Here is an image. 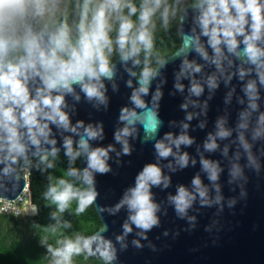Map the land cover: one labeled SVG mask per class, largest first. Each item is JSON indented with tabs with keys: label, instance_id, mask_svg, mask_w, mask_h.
Here are the masks:
<instances>
[{
	"label": "clouds",
	"instance_id": "1",
	"mask_svg": "<svg viewBox=\"0 0 264 264\" xmlns=\"http://www.w3.org/2000/svg\"><path fill=\"white\" fill-rule=\"evenodd\" d=\"M188 5L189 0H0V180L14 178L23 169L27 188L32 170L43 174L55 169L63 149L68 160L67 170L55 182L49 175L50 184L45 193V199L56 205L51 218L57 223L48 229L53 234L60 227H72L70 222L60 220V214L69 210L73 202L77 216L96 206L99 192L95 177L112 170L110 153L115 152L117 157L131 155L129 138L136 132V124L142 123L138 110L152 113L154 133L161 126L158 111L154 109H158L163 97L166 79L161 78V69L167 67L168 58L156 48L157 24L164 31L170 30L173 21ZM190 6L195 27L188 35L186 48L180 49L181 64L175 73L174 88L183 93L186 86L182 80L189 81V96L181 105L187 111L190 104L198 106V101L191 97H200L205 84L209 90H215L221 78L226 85L235 76L241 81L248 78L243 90L249 106L240 113L238 147L229 171L230 183L246 182L245 167L257 173L261 169L253 146L255 141L264 139V112L258 104L259 89L264 86V0H190ZM205 37L207 40L203 39ZM191 52L206 64L214 65L215 72L206 79L198 77L205 65L188 59ZM117 58L130 77L126 86L132 89L131 107L120 110L119 122L123 127L114 133L115 142L121 145L120 151L114 144L93 147L92 141L105 139L103 123L86 124L82 120L73 123L71 113L66 110V97L71 95L78 102L80 93L97 109L102 105L107 110L110 98L106 81L112 82L113 91L118 90L114 82ZM236 60L241 63L236 65ZM233 67L236 71H229ZM157 78L161 79L151 93L152 107L149 108L145 98ZM234 91L229 92L228 100ZM239 102L243 104L244 100ZM193 118V113L186 116L187 121ZM224 124L221 119L216 133L222 139L232 134ZM188 128L189 124L182 122L183 130L178 137L169 132L157 140L154 145L157 162L143 167L135 178V185L124 192L118 203L106 209L101 207V212L107 211L110 215L122 209L128 213L115 242L104 235L108 228L102 223L89 235L77 233L74 238L58 239L55 247L45 239L42 242L51 264H74V257L81 255L85 260L97 258L102 264H114L118 262L116 244L120 245V250H126L127 238L134 228L137 238L131 244L143 248L142 241L148 240V233L161 223L158 215L161 206L155 202L152 188L170 185V177L164 174L160 161L171 156L180 169L189 165V154L179 151L181 145L188 147L194 143L187 134ZM249 130L251 141L247 138ZM204 147L215 151L218 148L216 137L209 134ZM227 153L226 147L224 155ZM242 155L246 156V165L240 163ZM81 158L86 165L82 169L75 166ZM200 162L211 185H204L197 175L192 180L193 190L181 185L177 194L168 198L176 215L186 218L193 228L196 217L188 213L197 199L201 206L216 204L221 210L224 201L218 183L223 171L219 162L204 158ZM191 163L194 165L196 161ZM167 167L176 170L171 162ZM241 189V196H245L243 185ZM27 198H30L29 193ZM235 203V199L228 200L229 207ZM34 207L35 213L29 217L37 213ZM168 234L164 232L165 236ZM149 246L154 248L151 242Z\"/></svg>",
	"mask_w": 264,
	"mask_h": 264
},
{
	"label": "water",
	"instance_id": "2",
	"mask_svg": "<svg viewBox=\"0 0 264 264\" xmlns=\"http://www.w3.org/2000/svg\"><path fill=\"white\" fill-rule=\"evenodd\" d=\"M194 27L193 12L189 1L187 10L182 11L177 18V30L181 37V44L173 52L176 53L175 55L171 53L166 56L168 58L167 67L161 69V78L166 79V83L162 87L163 97L158 103V109H154L158 111L161 126L154 133L151 126L152 113L148 110H138L140 112L138 119L142 123L136 124V132L129 138L132 148L131 155L117 157L115 152L110 153L112 158L109 164L112 170L107 174H97L95 177L99 196L94 211L100 224L107 225L108 231L104 235L115 242L116 235L122 232V224L128 213L126 209H122L116 215H110L107 211L101 212V207L106 209L118 203L124 192L135 185V178L143 167L146 164L157 162L154 148L157 140L169 132L178 137L183 130L182 122L189 124L187 134L194 139V143L188 147L181 145L179 150L181 153L189 154V165L180 169L171 156L161 160L160 166L164 174L170 177V185L167 188L163 185L152 188L155 202L161 206L158 213L160 226L154 227L148 233V240L142 241L144 247L140 249L131 244V241L137 238L134 228V232L127 238L128 248L126 250H120V245L116 244L118 262L114 264H264V155H262L264 139L255 141L253 146V152L261 162L259 173L252 168L245 167L246 182L244 180L229 182L231 179L229 171L238 147L237 126L241 122L240 113L249 106L248 97L243 90L248 78L241 81L238 76H235L227 85L221 78L219 87L215 90H209L205 84L204 93L200 97H191L192 100L198 101V106L190 104L187 111L182 109L181 105L189 96V81L182 80L186 86L183 93L177 91L174 88L175 73L180 69L182 55L180 49L186 48L188 35ZM203 39L207 40V37ZM188 59H195L198 63L205 65L204 72L197 74L198 77L203 76L206 79L208 75L215 72V66L206 64L195 52H191ZM115 63L117 71L114 82L118 85V90L113 91L112 82L106 81L107 95L110 98L107 110L102 105L99 109L94 107L93 103L84 98L83 93H80L81 99L78 102L73 96H67L68 108L66 110L71 113L73 123L78 120L86 124L103 123L105 139L92 141L93 147H106L114 144L117 151H120L121 145L115 142L114 133L118 128L123 127V124L119 122L120 110L125 106L131 107L129 97L132 89L126 86L130 77L121 61L117 58ZM235 63L239 65L241 61L236 60ZM135 70L139 71V68ZM229 71H236V68H230ZM161 78L153 81L150 94L145 98L149 103V108L152 107L151 93L155 91ZM134 83H136L135 79ZM233 89L235 91L228 100V94ZM259 91L258 104L260 111L264 112V86L260 87ZM77 92H79L78 88ZM240 99L244 100L243 104L239 102ZM188 113L194 114L191 121L186 120ZM221 119L225 121V129L232 132L229 137L223 139L216 135L219 131L218 122ZM201 124L204 127H200ZM53 128L55 130V126ZM209 134L216 137L218 148L215 151H207L204 147ZM65 135L74 134L65 133ZM57 137H59L58 132ZM247 138L251 141L250 130L247 132ZM226 147L228 153L224 155ZM174 151H176L175 148ZM240 151L243 152L242 149ZM60 154H63V149ZM201 158L219 162L223 169L218 183L221 186L224 201L221 210V206L216 204L201 206L197 199L188 213L189 216L196 217L193 228L186 218L180 219L176 215L175 208L168 198L176 195L181 185L190 191L193 190L192 180L197 175L201 177L204 185H211L207 172L202 169ZM192 160L196 161L194 165L191 163ZM170 162L176 168L175 171L167 167ZM240 163L247 164L246 156L242 155ZM85 166L84 159H79L77 167L82 169ZM24 185L23 169L14 178L0 180V199L16 201L25 191H28L31 200L29 179L27 188ZM241 185L246 192L245 196H241ZM212 195H215L214 190ZM230 199L236 200L233 207L228 206ZM165 231L169 233L167 236L164 235ZM149 242L154 245V248L149 246Z\"/></svg>",
	"mask_w": 264,
	"mask_h": 264
},
{
	"label": "trees",
	"instance_id": "3",
	"mask_svg": "<svg viewBox=\"0 0 264 264\" xmlns=\"http://www.w3.org/2000/svg\"><path fill=\"white\" fill-rule=\"evenodd\" d=\"M178 18V16H177ZM177 18L173 21L170 30L164 31L157 24L156 48L161 55L167 56L173 53L181 44V37L177 30ZM76 161V167L78 166ZM68 160L64 154H60L56 160V168L50 169L43 174L35 169L32 170L29 178L31 189V200L36 206L37 213L25 222L24 217L14 215H4L0 213V264H50L47 247L42 242L45 239L47 244L57 246L56 241L65 236L74 238L75 234H91L100 221L94 211L89 208L80 216L75 215L76 203L73 202L69 210L60 214L61 221L72 224L71 228L60 227L53 234L48 229L56 225V221L51 218V214L56 211V205L50 199H45L50 181L63 176L67 170ZM79 264H102L97 258L85 260L84 256L74 257Z\"/></svg>",
	"mask_w": 264,
	"mask_h": 264
},
{
	"label": "built area",
	"instance_id": "4",
	"mask_svg": "<svg viewBox=\"0 0 264 264\" xmlns=\"http://www.w3.org/2000/svg\"><path fill=\"white\" fill-rule=\"evenodd\" d=\"M28 197V191H25L16 201H7L0 199V213L4 215L14 216H30L34 214V205L25 203V198Z\"/></svg>",
	"mask_w": 264,
	"mask_h": 264
},
{
	"label": "rangeland",
	"instance_id": "5",
	"mask_svg": "<svg viewBox=\"0 0 264 264\" xmlns=\"http://www.w3.org/2000/svg\"><path fill=\"white\" fill-rule=\"evenodd\" d=\"M190 1V0H189ZM29 199L30 198H25V203H27V204H30L29 202ZM24 217V220H25V222H27L28 220H29V217L28 216H23ZM51 264V263H50ZM74 264H79L78 263V261L76 260V259H74Z\"/></svg>",
	"mask_w": 264,
	"mask_h": 264
}]
</instances>
